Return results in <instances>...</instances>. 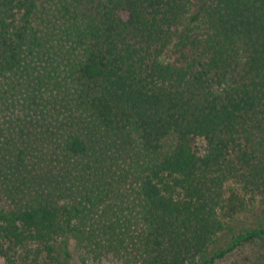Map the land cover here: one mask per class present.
I'll list each match as a JSON object with an SVG mask.
<instances>
[{
    "label": "trees",
    "instance_id": "1",
    "mask_svg": "<svg viewBox=\"0 0 264 264\" xmlns=\"http://www.w3.org/2000/svg\"><path fill=\"white\" fill-rule=\"evenodd\" d=\"M248 246L264 264V0H0L1 264Z\"/></svg>",
    "mask_w": 264,
    "mask_h": 264
},
{
    "label": "rangeland",
    "instance_id": "2",
    "mask_svg": "<svg viewBox=\"0 0 264 264\" xmlns=\"http://www.w3.org/2000/svg\"><path fill=\"white\" fill-rule=\"evenodd\" d=\"M197 147L199 148L200 152L204 151L205 143L202 140L197 141ZM257 249L252 248L250 246L241 249L240 251L234 252L233 254L226 257L224 260L218 261L215 264H256V255ZM249 261V262H248ZM2 260L0 259V264ZM78 264H80L78 262ZM102 264H112V263H102Z\"/></svg>",
    "mask_w": 264,
    "mask_h": 264
}]
</instances>
